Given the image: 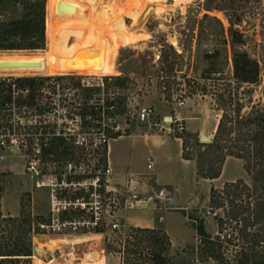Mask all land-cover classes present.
<instances>
[{
  "label": "rangeland",
  "instance_id": "obj_1",
  "mask_svg": "<svg viewBox=\"0 0 264 264\" xmlns=\"http://www.w3.org/2000/svg\"><path fill=\"white\" fill-rule=\"evenodd\" d=\"M148 5L152 9L142 16ZM110 6L107 4L108 8L99 9L92 15L79 8L73 0H48L47 3L1 1L0 37L7 36L6 47L13 48L0 49V77L4 75V78L13 79L15 83H31L33 86L42 79L56 78L63 86L75 89V104L66 103L64 106L80 115L86 110L88 98L97 99L101 92L106 95L114 93L111 125L121 135L144 130L150 123V120L140 123L135 118L138 108L146 105L152 108L163 105L174 116L177 114L175 111L191 109V105L203 101L208 109L206 117L212 120L218 114L214 96L223 88L234 91L247 106L241 112L248 110L252 104L264 101V0H117L114 6ZM27 20L32 22L30 35L42 29L43 43L40 49L31 48L26 42L17 40L18 36L14 38L10 35L14 26ZM32 39L30 37L28 40ZM10 42L12 46H7ZM161 51L166 55L167 63L172 65L170 72H166L167 67L160 62ZM233 53L244 54L255 63L257 75L254 83L235 81L232 75ZM92 56L99 60L97 66L92 65ZM17 63L27 64L3 65ZM97 78H101L103 83L101 89L80 85V82L86 81L94 83ZM48 91L51 92V89ZM7 93L5 87H0V103ZM171 95L182 101L180 107L175 106ZM40 101L42 109L44 99L41 97ZM166 123L170 124L173 135L179 134L175 132L173 123ZM183 132L185 130L180 133ZM113 134V131H107V135ZM39 142L38 159L29 155L38 160L44 181L58 183L66 162L72 161L80 152L69 145V141L50 134L40 136ZM138 142L142 145L140 139ZM0 154L3 155V159H0V213L3 217L19 219L10 223L14 234H17L16 227L21 219L30 223L33 219H41L46 213L47 188H34L33 181L21 173L22 160L18 149L0 150ZM146 154L145 148H137L129 156L128 170L146 178L149 173L158 170L169 177L170 162L159 163L154 156L148 155L153 165L152 169L146 170ZM4 167L10 170L4 171ZM237 178L250 184L242 169V161L229 156L225 157L220 173L213 181L204 180L194 186L184 176L180 197L185 201L195 199L188 207V216L196 221H206L208 230L213 228L222 210L208 207V190L210 187L218 189L223 182ZM206 210H209V215L205 214ZM19 211L22 216H19ZM156 214L163 216L165 223L170 219L179 220L185 211L160 210ZM184 221L187 223L185 237L189 243L170 247L166 253H161L168 257L169 264H201L207 260L204 247L199 244L200 237L194 235L191 223L185 218ZM256 229L264 231V226ZM122 231L134 236L124 245L107 244L97 240V237L87 240L88 236L81 241H72L60 236L42 235L35 230L33 234L30 233L31 246L57 239L62 249L44 250L42 255L31 251V264L45 263L51 257L55 264H102L105 253L118 254L123 264L129 259L148 262L145 257H149L150 250H154L149 238L136 233L133 227L124 226ZM215 233L216 229L209 235ZM132 251L140 253L142 257L132 254ZM66 253H69L67 257L64 256ZM261 254L264 255V250ZM211 260L214 264H221L218 259Z\"/></svg>",
  "mask_w": 264,
  "mask_h": 264
},
{
  "label": "built area",
  "instance_id": "obj_2",
  "mask_svg": "<svg viewBox=\"0 0 264 264\" xmlns=\"http://www.w3.org/2000/svg\"><path fill=\"white\" fill-rule=\"evenodd\" d=\"M12 3H37L45 0H0ZM82 87L102 88L101 78L94 83L80 82ZM0 87L8 91L0 103V150L18 149L22 160L21 173L33 181L34 188H47V211L41 219L30 221L34 231L42 235H55L63 239L81 241L97 237L105 243L123 245L131 239V233L122 231L124 225L119 221V213L132 209H142L140 191L115 183L110 185L111 168L108 165L106 152L111 136L107 131L116 132L111 125L113 120L114 93L106 95L101 92L97 99L88 98L86 110L80 115L70 111L64 105L75 104L76 91L71 86H63L56 78H46L38 85L15 83L13 79L0 77ZM51 89V92L48 91ZM44 99V108H40V98ZM64 98V100H63ZM176 107L182 101L171 95ZM61 101L63 104H61ZM77 105V104H76ZM154 110L150 105L139 107L135 113L138 122H147ZM175 132L184 130L182 121L173 117ZM52 135L69 141L80 153L64 165L59 174V182L44 181L39 170L40 136ZM45 145V143H44ZM30 150V152H29ZM36 157L34 160L30 157ZM3 155L0 154V159ZM74 160V161H73ZM151 161L146 160L149 169ZM8 170V169H3ZM3 171V172H4ZM56 177L53 178L55 181ZM155 199L164 208L166 196L159 191ZM184 218L193 226L196 235L197 221L188 216L184 208ZM209 210L205 211L209 215ZM160 220V217H157ZM69 240V241H71ZM69 253L64 254L68 256ZM53 260L51 257L48 264ZM201 264H213L211 259Z\"/></svg>",
  "mask_w": 264,
  "mask_h": 264
},
{
  "label": "trees",
  "instance_id": "obj_3",
  "mask_svg": "<svg viewBox=\"0 0 264 264\" xmlns=\"http://www.w3.org/2000/svg\"><path fill=\"white\" fill-rule=\"evenodd\" d=\"M32 14L34 12L26 17ZM31 26L29 20L21 22V25L14 26L10 35L14 38L18 36L17 40L26 42L31 48L40 49L43 43L42 29L30 35ZM30 37L33 38L31 41L28 40ZM7 41V36L0 37V49L13 48L6 47ZM7 46H12L11 42ZM159 58L162 66L167 67L165 71L170 72L172 65L167 63L162 51ZM232 75L238 83L252 84L256 80V65L246 55L233 53ZM214 103L218 114L208 142H199L196 132L174 134L181 140V158L193 160L196 176L203 179L217 178L225 157L239 159L250 184L237 178L223 182L218 189L209 188L208 207L220 208L222 215L216 217L214 235L204 231L202 219L197 221L199 244L204 247L207 259H218L221 264H264V255L261 254L264 250V231L256 229L264 226V101L252 104L248 110L241 112L247 106L234 91L223 88L214 96ZM119 135L116 131L111 138ZM19 216H22L20 211ZM18 220L3 217L0 213V264H31L29 221L21 219L16 227L17 234H14L10 223ZM135 232L147 236L154 244L151 247L154 250H150L149 257H145L148 262L129 259L124 264H169L168 257L161 253H166L170 248L164 233L138 227ZM131 253L141 256L135 251Z\"/></svg>",
  "mask_w": 264,
  "mask_h": 264
},
{
  "label": "crops",
  "instance_id": "obj_4",
  "mask_svg": "<svg viewBox=\"0 0 264 264\" xmlns=\"http://www.w3.org/2000/svg\"><path fill=\"white\" fill-rule=\"evenodd\" d=\"M205 102H198L191 109L186 108L182 111H178L176 115L172 116L167 108L163 105H158V108L153 107L154 113L149 117L150 123L144 127V130L133 131L131 133L120 134L115 138L109 139L108 143L111 144L107 147L106 158L108 165L111 168L110 185L115 183L124 185L125 187L135 188L140 191V196L145 201H141L139 204L142 209H132L126 212L119 213V221L125 227L133 228H148L158 230L164 233L170 243L171 248L178 246H184L189 243L185 235L187 232V223L184 221V214L178 219H170L168 222L163 223V216L156 214L157 211L167 212H183L184 208L192 206L195 199H182L180 197V185L181 181L185 180L192 185H197L198 182L204 180L213 181L214 179L199 178L195 174V165L193 160H186L181 158V140L172 134L170 124L164 121V117L170 116L182 121L185 132H196L198 135L205 137L212 136L214 126L216 123V117L212 120L206 117L208 109L205 108ZM155 106V105H154ZM196 106H199V111ZM205 109H204V108ZM141 140L142 145L138 140ZM172 147V153H170V146ZM146 150L145 159H149V156H154L157 162L168 163L171 165L169 177H165L158 170L149 173V177H141L136 175L135 172L128 170L129 156L137 149ZM3 159V157H2ZM150 160V159H149ZM151 161V160H150ZM153 161V160H152ZM151 164L150 168L152 169ZM10 170L9 168H6ZM146 170L144 171L147 174ZM161 191V195L166 196L164 201V208H156L155 205H161V201L155 199V195ZM189 197V196H188ZM169 200V201H168ZM207 202V199H205ZM190 203V205H189ZM160 217V220L157 219ZM203 229L208 234L215 232L216 226L213 223V228L208 230L206 228V221L202 222ZM193 231V229H192ZM43 251V249H42ZM45 252V251H44ZM80 258V256H77ZM102 264H123L121 257L115 253H105L102 255ZM82 264V263H78Z\"/></svg>",
  "mask_w": 264,
  "mask_h": 264
},
{
  "label": "bare ground",
  "instance_id": "obj_5",
  "mask_svg": "<svg viewBox=\"0 0 264 264\" xmlns=\"http://www.w3.org/2000/svg\"><path fill=\"white\" fill-rule=\"evenodd\" d=\"M75 3H76V5L79 7V8H81V9H83V10H85V11H89V13L90 14H92V15H94V14H96L97 12H98V10L99 9H102V8H108L107 7V4L110 6H114L115 4H116V1L117 0H105L104 2H103V0L101 1V0H73ZM48 2V0H45V3H47ZM101 2L104 4H101ZM106 5V6H105ZM128 5V4H127ZM110 6V7H111ZM127 7V6H126ZM123 8V7H122ZM128 8V7H127ZM152 9V7L149 5V9H148V11H147V13L146 14H148L149 13V11ZM123 10V9H122ZM91 61H92V65H98L99 64V60H97V59H95L93 56H92V59H91ZM2 74V73H1ZM53 74H55V73H53ZM52 74V75H53ZM15 75V74H14ZM21 75V74H20ZM19 75V76H20ZM43 75H47V74H43ZM9 76V75H8ZM3 77H4V75H3ZM64 241V240H63ZM60 242L57 240V239H50L49 241H47V242H42L40 245H37V248L40 250V252H39V254H41L42 255V253H43V251L44 250H50V249H52V248H58V249H62V247H60V245L58 246V244H59ZM43 248H42V247ZM42 249H43V251H42ZM70 253V252H69ZM44 254V253H43ZM35 258V257H34ZM63 259V258H62ZM60 260V259H59ZM96 260H98V259H96ZM38 260L36 259V262H37ZM49 264H55V262L54 261H51Z\"/></svg>",
  "mask_w": 264,
  "mask_h": 264
},
{
  "label": "water",
  "instance_id": "obj_6",
  "mask_svg": "<svg viewBox=\"0 0 264 264\" xmlns=\"http://www.w3.org/2000/svg\"><path fill=\"white\" fill-rule=\"evenodd\" d=\"M148 9H149V5L142 12V16H144L147 13ZM25 64H27V63H17V64H12V65H10V64H3V65H7V66H23ZM163 120L170 123L171 122V117L170 116H166V117H164ZM210 138H211V136L210 137H205V136H202V135H198L197 136V139H198L199 142H208L210 140ZM32 252L33 253L34 252L39 253L40 250L37 248V246L33 245L32 246Z\"/></svg>",
  "mask_w": 264,
  "mask_h": 264
}]
</instances>
